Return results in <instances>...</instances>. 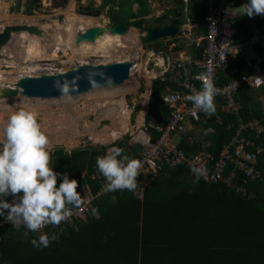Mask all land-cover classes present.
I'll return each mask as SVG.
<instances>
[{
  "label": "trees",
  "instance_id": "trees-1",
  "mask_svg": "<svg viewBox=\"0 0 264 264\" xmlns=\"http://www.w3.org/2000/svg\"><path fill=\"white\" fill-rule=\"evenodd\" d=\"M127 3V0H102L103 6L100 8L92 9L89 5L79 8L78 13L97 17L106 5L111 4L109 13L113 12L114 5H118L120 11H115L113 24L130 26L127 18L132 14L127 11ZM25 4L23 13L32 15L39 8L40 0H27ZM21 7L22 0H18L13 10L21 12ZM124 12L127 18L121 19ZM144 23L145 20H140L134 24L144 31ZM235 23L239 30V41L252 35L253 26L264 32V15L250 18L239 14ZM143 40L148 41L146 38ZM200 85L198 86L201 88ZM165 86L154 82L152 91L155 101L151 105L152 111L146 117V124L155 122L166 125L169 122L171 110L161 98ZM241 102L243 109L238 116L241 121L258 119L264 124L260 104L247 90L243 91ZM137 110L138 108L136 112ZM218 113L221 122L216 120ZM218 113L214 114L216 117L212 115L208 119L206 114L202 115L205 127L211 126L214 129L208 139L211 141L209 150L216 156L223 145L236 134L240 125L239 119H234L233 115ZM243 134L248 137L251 133ZM129 140L130 136L127 135L113 145L123 148L124 154L129 158L137 159L140 146L128 145ZM255 140L258 144H264V135ZM179 146L188 153H196L202 149L198 144L189 146L186 140H182ZM99 149L103 151L92 147L79 148L73 155L58 149L50 167L57 173L68 174L71 179H76L79 182L77 190L80 192L85 182L81 172L88 170L89 177L99 172L96 158L106 154L105 148ZM258 168L264 177V154L259 157ZM235 173L243 185L246 175L238 171ZM99 174L104 178L100 172ZM183 176L194 177L185 168L167 167L163 172L148 178L168 179L162 181V184L171 189V177ZM89 181L97 186L99 180ZM59 182L60 177L58 185ZM198 182L189 184L179 181V196L172 201L171 194L164 197L159 191L160 195L154 196V192L149 190L152 185L145 187L143 201L137 199L134 192L117 191L95 200L88 220L78 223V226L62 222L58 227L48 226L43 233H27L23 228L16 230L7 226L0 231V264H171L172 256L189 258L194 261L193 264H264V182H245L247 194L232 191L222 183ZM94 210L99 212L98 218L92 217ZM177 211L186 216L181 218L180 226L183 229L179 232L176 228L175 243L171 245V223L179 225ZM0 219L5 221L2 216ZM202 224L206 225L203 230L199 227ZM53 233L59 234V239L51 242L47 248L38 249L31 244V240L38 239L39 235L51 236ZM6 242H9L8 246H5ZM171 247L174 248V253Z\"/></svg>",
  "mask_w": 264,
  "mask_h": 264
},
{
  "label": "built area",
  "instance_id": "built-area-1",
  "mask_svg": "<svg viewBox=\"0 0 264 264\" xmlns=\"http://www.w3.org/2000/svg\"><path fill=\"white\" fill-rule=\"evenodd\" d=\"M205 6L206 34L203 38L202 56L196 59L176 60L172 62L173 64L171 60H166L161 66L154 63L155 66L162 68L159 80L167 86L168 91L161 98L164 105L171 110V116L166 125L150 122L137 128L132 136V144L140 146L137 159L142 161V167L134 196L141 201L145 197L146 179L163 172L167 167L185 168L193 175L190 165L203 164L208 169V177L207 179L202 177L201 180L210 184L222 183L230 190L243 194L248 192L247 186H244L245 182L256 180L264 182L263 174L258 168L259 157L264 154V144H258L255 140L264 135V124L258 120L241 123L236 134L223 145L217 156L210 152L209 144L196 153H188L179 146V143H174V137L177 135L192 142L190 130L186 126L187 119L196 123L203 120L202 115L205 113L197 112L193 116V105L185 99L193 89H200L198 85L201 82L195 78L198 74L204 72L212 74L215 86L220 89V94L215 97V103L224 102L222 108L228 112L240 110L234 97L243 86L256 88L264 86V32L256 30L248 39L239 41L237 40L239 30L234 15L226 11L222 0H206ZM225 78L227 81L223 83ZM256 78L261 80L257 82ZM171 83L176 84L179 89L171 92ZM165 97L168 98V102L164 100ZM216 120L221 122L219 116ZM245 131L251 133L250 136H245L243 134ZM228 171L230 174H227ZM235 171L246 175L247 178L242 181L243 185ZM105 183L104 179L99 180L97 187L89 183L83 184L81 196L85 203L80 209H73L72 217L64 223L78 226V223L87 221L93 202L115 193L104 191ZM7 226L31 232L24 226L16 228L11 223L0 220V231ZM48 226L51 225L36 233L45 232Z\"/></svg>",
  "mask_w": 264,
  "mask_h": 264
},
{
  "label": "rangeland",
  "instance_id": "rangeland-1",
  "mask_svg": "<svg viewBox=\"0 0 264 264\" xmlns=\"http://www.w3.org/2000/svg\"><path fill=\"white\" fill-rule=\"evenodd\" d=\"M17 1L0 0V30L11 23H28L44 25V28H48V34L46 40L42 41L43 44L36 37H30L25 33L11 40V46L5 47L4 50L7 57L0 59L1 86L25 74L61 70L76 63L110 62V59L116 61L127 58L124 39L122 41L118 39L113 49L96 45L93 48L91 43L77 46L75 43L78 33L91 26H101L105 21V18L101 16L97 18L82 16L78 13L79 8L89 5L92 9L100 8L102 0H40L39 8H36L32 15L23 13L27 0H22L21 12L13 10ZM141 34L145 35V32ZM138 42L144 49L146 48L143 41L138 39ZM141 69L142 67H137L133 70L130 80L122 87L112 90H95L76 99L62 97L51 101L27 99L1 101L0 139H2L3 128L8 117L20 108H24L37 113L41 128L49 137L50 152L55 148L70 151L78 146L89 144L108 146L113 140L112 136L123 139L127 134L130 136L129 144L132 145V136L138 128L130 120L132 110L134 111L135 106H139L141 101L148 100L145 96L147 80L143 77ZM114 102H122L123 106H126L127 114L123 116L128 117L127 129L124 126L125 119L122 118L121 112L116 111ZM114 114L116 117L111 116ZM116 119L120 121L122 127ZM179 138L175 136L174 143H178Z\"/></svg>",
  "mask_w": 264,
  "mask_h": 264
},
{
  "label": "clouds",
  "instance_id": "clouds-1",
  "mask_svg": "<svg viewBox=\"0 0 264 264\" xmlns=\"http://www.w3.org/2000/svg\"><path fill=\"white\" fill-rule=\"evenodd\" d=\"M235 12L250 18L264 15V0H248ZM94 75L100 73H90L89 83L93 88L101 87ZM195 78L201 82V88L193 89L185 97L193 105L192 115L203 112L212 116L216 113L215 97L220 94V89L215 86L210 72L200 73ZM104 79V86H112L110 77ZM256 80L259 82L261 78ZM72 83L70 88L68 81L57 80L54 87L61 96L71 98V93L76 91L75 79ZM164 100L168 102V98ZM209 131L212 129L206 130L205 134ZM49 149L50 140L41 128L37 113L20 108L8 117L0 139V216L16 228L24 226L31 232H39L47 225L58 227L70 220L73 209H80L85 203L77 190L79 182L50 167ZM196 159L199 160L198 157ZM141 167V160L129 158L118 146L109 148L105 155L96 158V168L106 181L103 190L110 193L135 192ZM190 170L195 182L208 177V169L203 164L193 163ZM58 239L57 233L51 236L41 234L38 239L31 240V244L42 249Z\"/></svg>",
  "mask_w": 264,
  "mask_h": 264
},
{
  "label": "crops",
  "instance_id": "crops-1",
  "mask_svg": "<svg viewBox=\"0 0 264 264\" xmlns=\"http://www.w3.org/2000/svg\"><path fill=\"white\" fill-rule=\"evenodd\" d=\"M127 2H128L127 11L130 12L132 16L130 18H127V16L125 15L126 14L125 12L123 13V15L121 14L119 15H121L120 16L121 19L127 18V21H129L130 26H126L125 24H113L112 21H113V17H114L113 15L115 11H120L118 5L113 6L112 13H109L111 4L106 5L104 7L103 12L99 16H101L102 18H105V21H103V25L101 26L111 27L115 25H124L127 27L128 32L124 34V36H122L125 42V47H126L125 49L127 50V53H128V56L126 59L132 58L135 61V67L136 66L139 68L142 67L141 69L142 75L144 74L143 77H145L146 78L145 80H147V82H145L146 90H147L145 96L146 98H148V100L147 99L145 101L143 100L141 101V104L139 106H135L134 111L132 110V114H131L132 118H130V120L139 128V127L146 125V117L152 111L151 105H153L152 103L155 101V98L153 97V91H152L154 82H159L160 84H162L159 80L160 79L159 75L161 73L162 68L159 66L163 65L166 60H171V63L172 62L174 63V61L176 60H180V59L184 60L185 58L196 59L202 56L203 48H204L203 38L206 34V25L204 22V17L206 14V6H205L206 0H127ZM231 2H235L237 4H231ZM247 2L248 0H229L230 5L234 7H240L242 4L247 3ZM100 5L103 6V4H100ZM231 13L234 15V21H235L236 17L239 14L235 12H231ZM97 17H92V18H97ZM140 20H145V23L143 24L145 28L144 31H142V29L139 28L137 24H134ZM169 25H171L172 27L176 26L177 32L174 35L166 37V38L149 41L144 35L141 34V32L146 33V31L149 29L161 28V27L169 26ZM256 30L261 31L258 27L253 26L252 32L254 33ZM143 38H146L148 41L145 42ZM138 39L139 41H143L145 43V46H146L145 49L142 47L143 45L139 44V42L137 43ZM155 62L158 63L159 66H155L154 65ZM226 81L227 79L225 78L223 79L222 82L225 83ZM170 89H171V92H174V91H177L179 88L176 84L171 83ZM245 90L249 92V94L253 97V99L259 102L260 104L259 108L264 114V105H263L264 86L261 88L250 87V86L242 87L236 93L234 97V101L237 105L240 106V110L237 112H228L222 108L223 107L222 105L224 102H221L220 104L215 103L216 110H218L216 113L222 112V113L231 114L233 115L234 119H239L238 118L239 113L243 109V103L241 102L242 93ZM167 91H168V88L167 86H165V89L162 92L164 94ZM136 108H138L137 112H136ZM111 116L116 117V114L111 115ZM206 116L207 118H210V116L208 115ZM216 116L217 117L220 116L219 113L216 114ZM122 118H124V116ZM127 118L128 117L124 118L125 119V122H124L125 129L128 128L127 121H126ZM252 120H258V119H252ZM243 122L244 121H241V119H239L240 124ZM205 123L204 122L196 123L190 119L186 120V126L187 128H189L190 136L192 138V142L186 140L189 146H193L194 144L201 145L202 148L206 144H209L211 146V141L208 139V137L212 132H214V129L211 126L205 127ZM118 124L120 125V127H122L119 120H118ZM208 129H212V131H209L207 132V134H205L206 130ZM121 130L125 131L123 130V128H121ZM118 137L119 136L117 137L112 136L111 138L113 140L111 141V144L108 146H104L101 144L93 146L92 144L91 145L89 144L86 146H78L70 151H67L63 148H57V149L55 148V150L50 152L51 154L50 165H51L52 159L54 158L53 155L55 151L58 149H63L67 154L73 155V152L79 148L92 147V148H97L100 151H103L99 149V147H101V148H105L104 152L107 153L110 147L115 146L113 145L115 142L121 141L125 138L124 137L123 139H119ZM179 137L180 138H179L178 143L180 144L182 140H185V139H182L181 136ZM131 143L133 142L131 141ZM128 145H130L129 142H128ZM81 175L85 179V182H83V184L89 183L94 187H97L98 185L95 186L89 180H94V179L104 180L105 179L100 176L99 172H96L89 177L88 170L81 172ZM166 180L168 179H163L160 177L148 178L146 179V187L148 188L149 186L152 185V187H150L149 190L151 191V193L154 192L152 193L154 196L159 194V191L161 195L164 197L171 194V201H172L173 198H176L177 196H179V188L177 186L179 181L186 182L189 184H194L195 177L193 178L184 177V176L183 177H171V183H172L171 189L168 186L162 184V181H166ZM199 181L204 182L201 179ZM98 184H99V181H98ZM80 194H82V187L80 188ZM10 200L11 198H9V201ZM177 212H178L177 214L178 217L176 218H179V225H173L171 223V232L173 234V237H171V245L175 243L174 238H175V231H177L176 228L179 229L178 230L179 232L181 229H183L180 226L181 218H184L186 216V214H183L179 211ZM192 215L195 216V214H192ZM99 216H100L99 212L97 210H94L92 217L98 218ZM205 226L204 224H202L199 227L200 229L203 230L204 228H206ZM153 238H155V235H153ZM183 244H185V242ZM8 245H9V242H6L5 246H8ZM171 249L173 252L174 248L171 247ZM193 262L194 261L190 260L189 258L185 259V258L178 257V256L171 257V264H193ZM214 264H218V263L216 262Z\"/></svg>",
  "mask_w": 264,
  "mask_h": 264
},
{
  "label": "water",
  "instance_id": "water-1",
  "mask_svg": "<svg viewBox=\"0 0 264 264\" xmlns=\"http://www.w3.org/2000/svg\"><path fill=\"white\" fill-rule=\"evenodd\" d=\"M224 7L231 12H235L239 7L231 6L229 0H222ZM236 13V12H235ZM44 25L19 23L9 24L0 30V59L6 58L4 53L5 47L11 46V40L21 33H25L30 37H36L40 43L46 40L48 28ZM128 32L124 25H115L111 27L95 26L77 34L75 43L80 46L83 43H95L100 37L105 34L113 36H124ZM177 32L176 26H164L161 28L149 29L145 33V37L149 41L166 38L174 35ZM201 53V51H200ZM135 67V61L131 59L116 60L110 62H87L76 63L68 68L61 70H49L44 72H36L33 74H25L24 76L13 80L9 84L0 85V102L16 99V100H40L51 101L61 99V93L54 87L57 80L68 81L70 88L73 86L75 79L76 91L71 93V98L84 96L95 90H112L122 87L131 78L132 71ZM90 73H100L94 75L93 78L101 85V87L93 88L89 83ZM104 77H110L113 81L112 86H104L106 81ZM154 100V99H152Z\"/></svg>",
  "mask_w": 264,
  "mask_h": 264
},
{
  "label": "bare ground",
  "instance_id": "bare-ground-1",
  "mask_svg": "<svg viewBox=\"0 0 264 264\" xmlns=\"http://www.w3.org/2000/svg\"><path fill=\"white\" fill-rule=\"evenodd\" d=\"M74 22L77 24V21L76 20H74ZM91 27H95V26H91ZM66 30H67V28L66 27H64ZM90 28V27H89ZM68 31V30H67ZM85 31V30H84ZM77 32V31H76ZM79 32V31H78ZM77 32V33H78ZM83 32V31H82ZM77 36V35H76ZM75 39H76V37H75ZM118 39H120L121 41H122V37H120V36H113V35H110V34H105L104 36H102V37H100L95 43H91V44H93V48H94V45H96V46H102V48H108V47H111L110 49H113L114 48V43L115 42H117L118 41ZM123 44H124V42H122ZM85 44H88V43H85ZM109 49V50H110ZM104 50V49H103ZM102 50V51H103ZM94 51H96V49H94ZM94 51H93V53H94ZM99 51V50H98ZM102 51H100V52H102ZM41 56H43V55H41ZM97 56V55H96ZM106 56V55H105ZM108 58H110V57H108ZM107 61H109V60H107ZM110 61H111V59H110ZM114 61V60H113ZM136 68H137V66L133 69V70H136ZM115 103V102H114ZM114 107L115 108H117V112H121V114L122 115H126L127 114V111H126V106L124 107L123 106V103L122 102H120V103H115L114 104Z\"/></svg>",
  "mask_w": 264,
  "mask_h": 264
}]
</instances>
